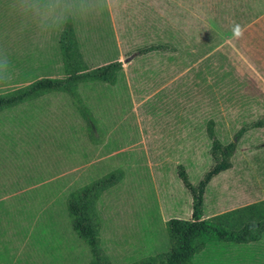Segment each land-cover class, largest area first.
Segmentation results:
<instances>
[{"label":"rangeland","instance_id":"1","mask_svg":"<svg viewBox=\"0 0 264 264\" xmlns=\"http://www.w3.org/2000/svg\"><path fill=\"white\" fill-rule=\"evenodd\" d=\"M102 6L97 4V13L70 19L54 32L26 30V40L46 56L10 63L7 82H0V98L21 94L37 80L64 81L69 61L55 55L56 43L61 47L70 28L79 49L99 40L103 44L104 39H97ZM105 6L121 35L123 58L154 35L151 27H171L173 32L180 26L187 41L207 39L213 28L219 39L231 37L239 52L236 66L251 73L236 81L249 82V88L219 93L222 110L196 111L203 135L197 133L193 142L188 141L187 157L178 147L153 155L145 123L152 104L158 105L159 98L162 107L163 99L157 95L138 110L131 108V93L149 89L147 74L136 91L119 87L88 93L120 82L122 76L113 74L107 83L81 80L1 108L0 264H92L89 246L74 230L67 205L84 187L107 179L111 183L98 191L86 210L100 263L164 259L174 248L167 221L191 215V197L177 177V166L192 186L212 166L205 135L210 120L213 136L222 144L233 141L238 130L243 132L229 158L230 167L205 188L203 219L226 231L264 222V126L252 125L264 121V14L241 34L232 33L237 25L250 23L254 11H264V0H105ZM71 63L78 74L103 64ZM184 78L189 81L192 75ZM129 80L131 84V75ZM227 105L234 108L226 110ZM155 117L170 118L166 113ZM199 126H194L197 131ZM193 264H264V229L249 233L240 245L206 242Z\"/></svg>","mask_w":264,"mask_h":264},{"label":"crops","instance_id":"2","mask_svg":"<svg viewBox=\"0 0 264 264\" xmlns=\"http://www.w3.org/2000/svg\"><path fill=\"white\" fill-rule=\"evenodd\" d=\"M217 6L218 4L215 5V7ZM225 12L227 13L229 10ZM99 13L102 15L100 21H103L104 31H102L103 26L102 28L100 26L101 30L100 34H97V39H104L103 44L99 40L97 45L91 42L87 44V48L83 44L79 49L73 41L75 35L73 31L70 32L69 28L66 35L67 55L71 57L69 59L71 61L103 62L101 66L119 63V70L114 71L113 74H120L123 79L121 80L124 82L122 83L120 80L115 83L114 81L115 84L99 86L94 92L88 93L106 91L111 88L118 89L119 87L136 91L143 82V75L147 74L146 83H150L149 89L145 92L138 91L135 95L131 93L133 96L131 108L136 111L157 95L163 99L162 107L159 105L161 103L159 98L156 102L158 105L153 107L154 103L152 104L149 111L150 116L148 115L146 123L144 122L148 129L146 133L152 143L151 146H153V150H150L154 152V157H158L159 151H163V149L169 151L178 147L179 151L184 153L183 157H187L188 141L193 142V137L197 133L203 135V122L200 117H198L199 120H196L197 116L201 114H197L196 111L210 113V111L222 110L224 108L220 106L217 97L219 93H233L235 92L234 88L239 86L242 87L243 92L249 88V82L236 81L238 77L250 78L251 73L242 71L236 66L235 54L239 55V52L234 48L231 37L224 36L219 39L212 28L211 37L187 41L186 36L179 29L180 26L178 29H173V32L171 27L164 26L161 42L163 45H172L173 49L168 48L147 53L136 52L132 55L130 53L128 57L123 58L120 47L121 35L114 24L109 7L105 6ZM247 14L252 13L248 10ZM263 14L264 11H254L252 14L254 18L251 22L237 25L233 28V35L241 34ZM34 28L35 26L27 23L24 17L17 16L13 8V0H0V53L6 55L10 63H22L32 61V57L46 56L45 50L42 52L37 45H32L23 34L26 30ZM155 40L152 36L141 44L154 43ZM58 45V43L55 45V55L61 56V60H63L64 51ZM47 55L49 56V54ZM138 55L139 57H136ZM249 68L251 69L250 66ZM188 74L192 75L189 81L184 78ZM130 75L133 81L131 84ZM233 108V106H226V110ZM158 113L169 114L170 118H156L155 114ZM208 124H211L212 128L213 122L210 120L205 123V135H207ZM195 125H200L198 131L194 127ZM211 133L213 134L212 129ZM160 141L165 143L164 146L159 145ZM174 142H178V146Z\"/></svg>","mask_w":264,"mask_h":264},{"label":"trees","instance_id":"3","mask_svg":"<svg viewBox=\"0 0 264 264\" xmlns=\"http://www.w3.org/2000/svg\"><path fill=\"white\" fill-rule=\"evenodd\" d=\"M153 37L156 39L154 43H144L135 46L134 51L139 53H147L151 51H161L164 49H173L172 45H163L161 42L163 30L156 26L151 27ZM159 32L161 35H159ZM65 43V44H64ZM67 38L66 41L60 42L64 51L63 61H69L68 76L64 81L58 80H37L32 83L29 88L18 95L9 98H0V109L30 97L32 94L47 92L52 90L64 89L71 83H77L81 80H90L95 82H108L113 72L119 70V63H111L105 66L89 69L84 73H76L74 64L69 60L71 57L67 55ZM253 127L264 126V121L254 122ZM207 137L209 139V154L212 166L203 174L196 186H192L185 176L182 168L177 166V177L181 181L185 190L191 197V215L188 219L172 218L167 221L166 228L174 241V248L164 259L159 262H142L140 264H193L194 257L200 252L206 242H219L227 244L240 245L248 241L249 233L264 229V222L259 224H243L236 230L226 231L221 227L206 221L202 216V205L205 188L209 181L217 176L220 172L230 167L229 158L236 149V142L243 130L235 132L234 140L225 144L220 143L211 133V124L206 127ZM110 179L98 182L96 184L84 187L79 191L76 200H72L67 205L68 212L74 217L73 228L78 236L82 238L89 246L90 253L93 257L92 264H101L97 255L96 244L92 229L86 218V210L91 201L95 198L98 191L110 184Z\"/></svg>","mask_w":264,"mask_h":264},{"label":"clouds","instance_id":"4","mask_svg":"<svg viewBox=\"0 0 264 264\" xmlns=\"http://www.w3.org/2000/svg\"><path fill=\"white\" fill-rule=\"evenodd\" d=\"M101 2L99 11H102L105 0H13V8L17 16L24 17L40 32L48 33L62 28L70 19L97 13L96 5ZM9 66L7 56L0 53V82H7Z\"/></svg>","mask_w":264,"mask_h":264},{"label":"water","instance_id":"5","mask_svg":"<svg viewBox=\"0 0 264 264\" xmlns=\"http://www.w3.org/2000/svg\"><path fill=\"white\" fill-rule=\"evenodd\" d=\"M128 60H129V59H128ZM126 61H127V59H126ZM126 61H125V62H126Z\"/></svg>","mask_w":264,"mask_h":264}]
</instances>
